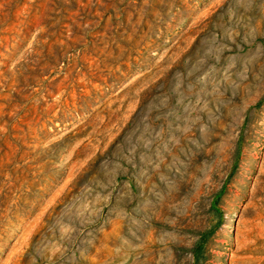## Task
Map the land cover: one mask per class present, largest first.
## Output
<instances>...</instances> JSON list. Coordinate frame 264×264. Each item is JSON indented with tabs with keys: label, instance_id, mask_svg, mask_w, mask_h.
Here are the masks:
<instances>
[{
	"label": "rangeland",
	"instance_id": "374dc122",
	"mask_svg": "<svg viewBox=\"0 0 264 264\" xmlns=\"http://www.w3.org/2000/svg\"><path fill=\"white\" fill-rule=\"evenodd\" d=\"M213 228L198 264H264V0H0V264H193Z\"/></svg>",
	"mask_w": 264,
	"mask_h": 264
},
{
	"label": "trees",
	"instance_id": "16d2710c",
	"mask_svg": "<svg viewBox=\"0 0 264 264\" xmlns=\"http://www.w3.org/2000/svg\"><path fill=\"white\" fill-rule=\"evenodd\" d=\"M223 193L220 192L218 193L213 202H212V209L215 210L218 214L222 213V209L220 208V206L218 205V198L221 196V194ZM215 228L204 232L202 234V237L200 239V242L198 243V245L196 246V248L194 249V255H195V262L193 264H198V259L200 257L201 251L203 250L204 245L207 243L208 238L210 237V235L214 232Z\"/></svg>",
	"mask_w": 264,
	"mask_h": 264
}]
</instances>
